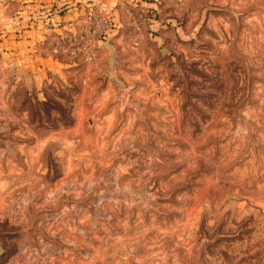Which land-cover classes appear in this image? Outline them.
Returning a JSON list of instances; mask_svg holds the SVG:
<instances>
[{"label":"rangeland","instance_id":"obj_1","mask_svg":"<svg viewBox=\"0 0 264 264\" xmlns=\"http://www.w3.org/2000/svg\"><path fill=\"white\" fill-rule=\"evenodd\" d=\"M139 4L100 72L91 9L69 86L0 84V264H264V0Z\"/></svg>","mask_w":264,"mask_h":264},{"label":"crops","instance_id":"obj_2","mask_svg":"<svg viewBox=\"0 0 264 264\" xmlns=\"http://www.w3.org/2000/svg\"><path fill=\"white\" fill-rule=\"evenodd\" d=\"M23 3H27L26 9L21 15L13 16V11ZM125 4L138 5L139 0H0V84L6 86L13 81L35 84L37 99L41 101L47 99L45 90L48 86H69L67 78L76 64L66 54L52 55L50 50L63 38L77 35L89 24L91 9L95 14L106 15L118 26L111 32L116 36L98 43L100 62L97 71L105 69L107 64L115 61V54L129 47V39H124L121 45ZM101 95L104 94L82 93L74 100L94 99ZM80 107V103L74 104L75 116L79 115Z\"/></svg>","mask_w":264,"mask_h":264},{"label":"built area","instance_id":"obj_3","mask_svg":"<svg viewBox=\"0 0 264 264\" xmlns=\"http://www.w3.org/2000/svg\"><path fill=\"white\" fill-rule=\"evenodd\" d=\"M82 50H85V47L82 48ZM72 53H74V51L72 50Z\"/></svg>","mask_w":264,"mask_h":264}]
</instances>
